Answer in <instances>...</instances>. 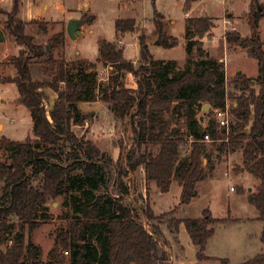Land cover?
<instances>
[{
    "label": "trees",
    "instance_id": "trees-1",
    "mask_svg": "<svg viewBox=\"0 0 264 264\" xmlns=\"http://www.w3.org/2000/svg\"><path fill=\"white\" fill-rule=\"evenodd\" d=\"M13 1L6 27L14 42L22 48L12 61L16 74L4 81L17 86V102L29 109L33 127L32 135L24 141L6 136L0 138V147L11 152L10 162L0 157V180L3 181L0 264H165V258L159 254L156 235L160 228L153 225V230H149L138 209L124 201L130 187L123 180V173L115 179L117 192L109 191L104 168L115 167L119 160L113 162L92 142L79 138L73 129L74 124L83 122L78 105L96 101L99 94L100 99L109 104L115 118H130L137 148L150 143L159 145L156 153L139 150L127 156L130 169L144 166L147 193L151 182L156 183L161 192H168L175 180L182 188L181 203L190 202L198 194L197 182L205 168L211 169L204 164L202 139L206 132L213 141L220 140L221 148L228 153L242 151L245 168L259 180L257 191L250 193L248 199L263 222L261 240L264 245V42L260 34L264 6H260L259 0L251 2L250 35L243 38L236 29L224 33L231 46L244 48L258 61L255 77L245 73L235 77L238 82L234 87L241 93L235 96L237 105L232 108L229 131L219 128L213 117L214 108L225 106L228 91L224 63L208 57L202 40L214 26L211 17L186 18V53L190 56L196 49L202 58L180 73L172 71L175 60L154 58L149 50V36L136 19H117L118 38L126 33L138 34L141 64L136 67L134 61L125 58L124 48L119 46L121 39L118 42L104 40L98 58L104 64L113 65L117 72H131L138 80V87L131 89L117 79L99 82L98 72L87 59L70 62L65 56L54 57L47 47L64 46V31L53 34L44 46L36 44L33 36L26 32L27 25L36 24L47 31L48 21L18 18L21 0ZM197 1L185 0V12ZM83 18L85 21L92 19L86 15ZM163 18L161 13L156 14L152 37L156 44L173 48L179 38L168 33ZM38 60L44 74L51 78L49 81L34 79L32 64ZM252 81L259 86L258 92ZM47 88L57 93L50 108L45 104ZM204 104H210L211 110L207 112L210 118L203 129L197 119V110ZM168 113L186 117L188 134L185 138L179 130H170L165 120ZM190 136L194 140L188 145ZM63 144H70L72 150H64ZM179 148L189 149L188 155L181 159ZM63 157H66V164L60 162ZM38 179L41 181L37 185ZM101 187L104 192L97 194ZM63 194L73 214L66 213L64 222L52 232L54 242L43 259L42 246L34 243L30 236L27 238L26 232L33 231L49 218L48 200ZM143 212L151 221L158 218L149 204ZM161 217L159 223L163 220ZM226 220L214 218L211 210L206 209L202 217H172L169 222L177 231L184 222L191 240L199 248L198 258L203 260L209 258L205 249L215 232L214 224ZM9 241L12 244H8ZM5 243L6 248L3 247ZM221 264H229V260L221 259ZM239 264H264V252Z\"/></svg>",
    "mask_w": 264,
    "mask_h": 264
},
{
    "label": "rangeland",
    "instance_id": "rangeland-1",
    "mask_svg": "<svg viewBox=\"0 0 264 264\" xmlns=\"http://www.w3.org/2000/svg\"><path fill=\"white\" fill-rule=\"evenodd\" d=\"M13 2V0H0V30L5 35V40L0 41V138L6 136L13 140L24 141L32 135L31 113L26 106L17 102L19 96L17 86L4 81L5 78L16 74L12 61L15 56L19 55L22 48L14 42L6 27L7 13L12 11ZM58 2L73 10H69L70 14L63 15L62 10L56 6ZM251 2L252 0H228L223 3L222 0H210L214 7L211 15L214 17L215 34L213 41L210 40V34L203 37L204 48L211 47L208 52L209 58L219 60V58L225 57L226 53L231 55L236 50L228 42L225 47L224 41L215 48L213 45L220 38L224 29L223 16L226 9L233 12L230 18L235 19L236 25L239 27L236 30L243 35V38L250 35L251 27L248 24V15L251 12ZM259 2L260 6H264V0H259ZM84 4L88 5L85 9L82 7ZM46 5L48 8H45ZM184 6L185 0H21L20 12L17 17L25 21L31 18H33L32 20L48 21L45 28L47 31H43L44 28L41 29L36 24L27 25L26 32L33 36L36 44L44 46L53 34L59 31L66 33L67 44L65 41L64 46L49 49L54 57L65 56L70 62H78L80 58L86 57L88 61L92 62L90 65L98 72L99 82L117 79L126 87L136 89L138 80L131 72H117L116 69H113V65L99 61L97 58L100 54L99 46L104 40L118 42V39H121L119 46L127 48L126 53L124 50L125 58L131 61L139 58L134 62L138 67L141 64L138 34L126 33L118 38L116 32L117 19L134 18L141 27L144 26L142 31L149 36V50L154 58H177L172 71L180 73L192 67L194 61L202 58L196 49L190 56L186 55V39L183 35L185 29L183 20L186 14ZM157 13L163 15L168 30L179 38L177 46L165 48L155 43L154 37H152L153 29L147 27L155 25L154 18ZM82 14L92 19L87 21L85 33L80 38L72 39L66 32L67 21L60 19L63 17L65 19L66 17L74 18ZM225 17L228 18V15L226 14ZM260 34L264 39V15L260 21ZM222 38L225 39L224 35ZM185 55L186 57L183 58ZM189 57L191 61H188ZM233 61L241 65L247 73L253 75L251 77H255L258 73L257 59L250 57L244 48L235 54ZM72 70L75 71L76 68L72 67ZM32 74L37 80L49 81L51 79L44 74L42 63L39 60L32 64ZM236 75L229 73V76L226 77L228 91L226 102L231 108L237 105L235 96L241 93L234 87L238 82L235 80ZM255 84L252 81V86L258 92L259 86ZM49 100L50 97L47 95L45 100L47 108L51 106ZM205 105L197 110V119L203 129L210 118L207 112L211 110V106L205 109ZM78 106L83 122L74 124V131L79 138L85 141L89 140L101 152L111 157L113 162L119 160L115 167L106 166L104 168L109 179V191L117 192L115 179L120 173H123V180L130 187V193L124 197V201L138 209L149 230H153V225L160 228V232L156 235L159 239V254L165 258V264H221V259H228L229 264H239L264 252L261 240L263 222L255 218L256 207L248 199L250 193L257 191L259 180L244 168L242 151L236 150L228 153L226 149L221 148L220 140L204 141L206 156L204 164L211 169L205 168L201 179L197 182L198 194L190 202L181 203L182 188L177 181L172 182L168 192H161L156 183L151 182L149 184L150 191L147 193L144 166H138L132 170L128 165V154L139 150L156 153L159 145L150 143L137 148L134 125L130 118H115L109 104L100 99V94L96 101L81 102ZM165 120L168 122L170 130L177 129L183 138L187 136L188 124L184 115L168 113L165 115ZM62 146L66 151L72 150L70 144ZM179 152L182 159L188 155L189 149L179 148ZM0 157L2 160L10 162L11 152L0 147ZM60 162L66 164V157H63ZM40 181L38 179L36 184L38 185ZM2 185L3 181L0 180V195ZM103 192L104 188L102 187L96 191L97 194ZM148 204L156 217L162 216V222L159 223L158 218L153 221L147 219L143 211ZM47 208L49 218L33 231L27 230L26 232L27 238L30 236L34 243L42 246L43 259H46L47 253L53 245L52 232L64 222L66 213L73 214L64 194L50 198ZM206 209L211 210L214 218H227V220L214 224L215 235L210 241L209 247L206 245L205 249V254L210 256L208 259L200 260L197 256L199 248L191 240L184 222L181 223L177 231L169 220L172 217L177 219L199 218L203 216ZM170 211L173 212V215ZM8 244H12V241H9ZM6 246L7 243L3 247L6 248ZM209 252L221 254L216 256Z\"/></svg>",
    "mask_w": 264,
    "mask_h": 264
},
{
    "label": "crops",
    "instance_id": "crops-1",
    "mask_svg": "<svg viewBox=\"0 0 264 264\" xmlns=\"http://www.w3.org/2000/svg\"><path fill=\"white\" fill-rule=\"evenodd\" d=\"M56 6L59 8V9H61L62 10V13H63V15H67V14H70V12L73 10V9H71V8H68V7H66L65 5H63L62 3H57L56 4ZM84 9L86 8V7H88V5H83L82 6ZM45 8H48V6L46 5L45 6ZM69 10H71V11H69ZM214 11V7L211 5V3H210V0H198L197 2H195L194 4H193V7H192V9L189 11V12H186V14H185V18H184V20H183V23H184V28H186V18L187 17H190V16H202V15H206V16H209V17H211L212 19L214 18L211 14H212V12ZM194 12H196V14H194ZM228 15V18H226L225 17V15ZM83 15L84 14H82V15H80V16H75L74 18H83ZM230 15H233V12H231L229 9H226V11H225V14H224V16H223V22H224V29H223V31H222V34H221V36H220V38L218 39V40H216V42L213 44L214 45V48L216 47V46H218V45H220V44H222L223 43V41H224V45H225V47H226V45H227V41L224 39L223 40V35H224V32H225V26L227 27H231L232 28V26H234V28L235 29H239V27L236 25V22H235V19L233 20L232 18H230ZM69 18L71 19L72 17H66V19L63 17V19H60L61 21L62 20H66L67 22H68V20H69ZM33 18H31V19H28L27 21H30V20H32ZM60 20H58V21H60ZM226 20H229L231 23H228V24H225V21ZM213 22H214V20H213ZM173 23H175V21H173ZM67 26V25H66ZM87 26V21H85L84 22V24L82 25V28H81V31H82V34L81 35H83L84 33H85V27ZM144 27V26H143ZM147 28H152L153 29V31H154V29H155V25L154 26H148ZM167 31H168V33L170 34V35H173V33H171V31H169L168 30V28H167ZM184 33H185V29H184V32H183V35H184ZM209 34H210V40H212L213 41V37H214V34H215V32H214V29L212 28V30L209 32ZM244 35H246L245 33H243ZM81 35H79L77 38H80V36ZM173 36H175V35H173ZM247 36V35H246ZM177 37V36H176ZM71 38V37H70ZM203 40V39H202ZM263 42H264V39H263ZM186 43V42H185ZM66 44H67V41H66ZM139 46V45H138ZM210 48L211 47H209L208 46V48H206V50H207V52H209L210 51ZM99 49H100V46H99ZM234 49H236L231 55H228L227 53H226V63L224 64V66H225V71H226V77H228L229 76V73L230 74H237L238 73V71H242V72H244L247 76H253V75H251V74H249V73H247L243 68H242V66L241 65H239V64H236V63H234V61H233V59H234V56H235V54H237L238 52H241L242 51V48L241 47H239V46H236ZM126 51H127V48L125 49V53H126ZM78 54V53H77ZM186 55H187V53H186ZM186 55L183 57V58H185L186 57ZM229 56V57H228ZM79 57H81L80 55H79ZM98 57H99V55H98ZM97 57V58H98ZM221 58H223V57H221ZM221 58H219V60L221 59ZM80 59H88V58H86V57H82V58H80ZM139 58H136V60H134V62H136L137 60H138ZM182 59V58H181ZM181 59H179V60H181ZM231 59V60H230ZM165 60H178L177 58H174V57H171V58H167V59H165ZM110 68H112V67H110ZM113 69H115L114 67H113ZM257 75V74H256ZM12 76H14V75H12ZM45 92H46V94L50 97V100H49V102H50V104L51 105H53V103H54V101L56 100V98H57V93L55 92V91H52V90H50L49 88H47V89H45ZM205 107V106H204ZM206 161V160H205ZM206 165V164H205ZM245 168V167H244ZM257 210V209H256ZM255 218L256 219H259V211L257 210V213H256V216H255ZM260 220V219H259ZM260 221H262V220H260ZM215 232H216V230H215ZM215 235V233L209 238V240H208V242H207V246L209 247V243H210V241L212 240V238H213V236ZM209 254H213V255H216V256H218L219 254H221V253H210L209 252ZM210 256V255H209ZM130 264H133V263H130Z\"/></svg>",
    "mask_w": 264,
    "mask_h": 264
},
{
    "label": "built area",
    "instance_id": "built-area-1",
    "mask_svg": "<svg viewBox=\"0 0 264 264\" xmlns=\"http://www.w3.org/2000/svg\"><path fill=\"white\" fill-rule=\"evenodd\" d=\"M132 1H138V0H132ZM228 0H222L223 3L227 2ZM231 23L229 20L225 21V24ZM229 29H235L234 27H226L225 26V32ZM224 32V33H225ZM126 49V48H125ZM124 49V50H125ZM219 61L223 62L224 64L226 63V56L221 58ZM1 100V99H0ZM227 100V99H226ZM213 117L216 120L219 128H226L227 131H229L230 123L231 120L233 119V113H232V108L229 105L228 102H226L224 107H216L213 109ZM207 125V124H206ZM206 128V127H205ZM194 140L193 136H190L187 140L186 144H190ZM203 141H212L213 139L211 138L209 132H206L204 134V138L202 139Z\"/></svg>",
    "mask_w": 264,
    "mask_h": 264
},
{
    "label": "water",
    "instance_id": "water-1",
    "mask_svg": "<svg viewBox=\"0 0 264 264\" xmlns=\"http://www.w3.org/2000/svg\"><path fill=\"white\" fill-rule=\"evenodd\" d=\"M84 22H85V20L82 17L69 19L67 22V26H66L67 34L72 39H77V37L82 34L81 28H82V25L84 24ZM4 40H5V35H4L3 31L0 30V41H4ZM47 49L49 50V47H47ZM241 73H242V71H238L237 74H241ZM207 107H210V104H206L205 109Z\"/></svg>",
    "mask_w": 264,
    "mask_h": 264
}]
</instances>
